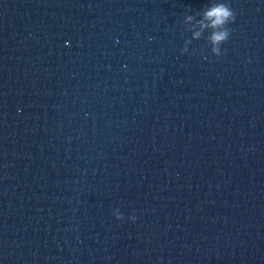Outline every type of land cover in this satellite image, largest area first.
<instances>
[{"label": "water", "instance_id": "95a60500", "mask_svg": "<svg viewBox=\"0 0 264 264\" xmlns=\"http://www.w3.org/2000/svg\"><path fill=\"white\" fill-rule=\"evenodd\" d=\"M209 2L0 0V264H264V0L219 57Z\"/></svg>", "mask_w": 264, "mask_h": 264}, {"label": "clouds", "instance_id": "9594fccd", "mask_svg": "<svg viewBox=\"0 0 264 264\" xmlns=\"http://www.w3.org/2000/svg\"><path fill=\"white\" fill-rule=\"evenodd\" d=\"M235 14L230 7L229 0H210V2L197 15H187L184 17V24L191 32L193 39L201 37L202 33H207L209 51L214 56L222 55L221 45L229 39L230 29L228 25L234 22ZM67 44L68 42L65 41ZM186 48L180 49V53L186 52ZM112 215L116 220L125 219L124 213L120 208H113ZM130 222L135 223L136 216L130 213L127 216Z\"/></svg>", "mask_w": 264, "mask_h": 264}]
</instances>
